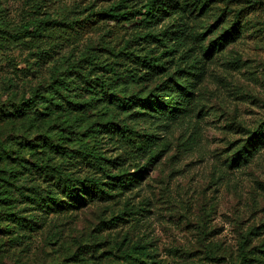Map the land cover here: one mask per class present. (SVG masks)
<instances>
[{"label": "rangeland", "instance_id": "rangeland-1", "mask_svg": "<svg viewBox=\"0 0 264 264\" xmlns=\"http://www.w3.org/2000/svg\"><path fill=\"white\" fill-rule=\"evenodd\" d=\"M116 1L0 0V104L27 98L33 90H49L57 79L69 81L73 70L88 74L90 63L111 64L114 54L126 52V41L136 49L155 46L140 39L145 30H120L111 23L84 29L72 25ZM208 1L214 10L196 19L199 31L213 26L205 32V43L221 33L214 19L222 11L243 9V18L221 52L212 58L198 55L202 60L184 68L194 92L188 113L156 125L113 111L115 122L150 135L161 151L157 159L149 166L139 161L146 169L123 196L41 219L25 240L27 247L0 234V264H130L126 255L135 247L156 264H264V146L246 161L236 163L235 155L250 132L264 129V0ZM34 19L41 25L22 34ZM94 73L92 79L110 83L109 74L99 68ZM165 78L129 92L140 93ZM76 80L68 99L83 103L89 94L80 90L79 77ZM99 109L90 116L77 112L72 127L78 130L84 120L101 121ZM57 116L56 124L63 120ZM13 131L7 123L0 124L1 138ZM32 138L38 139L36 132ZM67 147L75 149L71 143ZM102 147L111 158L121 151L118 145ZM25 159L31 161L28 155ZM130 163H124L128 173H137ZM11 206L0 203L1 227ZM14 206L15 212L23 207ZM120 211L119 219L109 221Z\"/></svg>", "mask_w": 264, "mask_h": 264}, {"label": "trees", "instance_id": "trees-1", "mask_svg": "<svg viewBox=\"0 0 264 264\" xmlns=\"http://www.w3.org/2000/svg\"><path fill=\"white\" fill-rule=\"evenodd\" d=\"M213 10L208 0L189 3L118 0L71 22L78 24L77 29L91 28L95 23L101 26L111 23L120 30H145L140 39L145 43L153 42L155 46L136 49L126 41L123 47L126 52L120 50L114 54L116 61L111 64L105 60L100 66H97L99 62L90 63L88 74L73 70L74 78L69 81L57 79L49 90L41 93L33 90L27 98L21 97L15 102L8 99L0 104V124L5 122L16 130L9 138L0 137V203L12 205L4 218L6 224L0 226L1 235L12 236L9 242L27 247L25 240L47 216L60 215L93 202H109L138 183V174L146 169L138 165L139 161L149 166L161 151L149 140L150 135L115 122L113 111L130 113L135 120H148L156 125L175 122L188 113L194 92L191 81L184 76L187 74L184 68H193L202 58H212L213 54L221 52L233 41L243 18V9L222 11L214 19V27L221 28V33L205 43V32H210L213 26L199 31L200 22L196 23V19ZM39 25V20L34 19L27 23L22 34L27 33L29 27L35 31ZM98 68L109 74L106 79L110 83L91 78ZM162 76H166L165 80L154 87H145L140 93L129 92L136 85L147 86ZM78 77L82 84L80 90L89 94L83 103L68 99L67 94L77 85ZM98 106V112L103 115L101 121L84 120L78 130L72 127L77 112L94 115L88 114ZM59 114L63 120L56 124ZM35 132L38 139L32 138ZM70 143L75 149L67 147ZM103 143L118 145L120 154L114 158L107 156ZM260 145L264 146V129L261 128L247 135L246 142L235 154L238 155L236 163L246 161ZM25 155L31 161H27ZM126 160L132 162L129 165L134 166L137 173H128ZM80 169L84 170L82 174ZM14 204L23 207L15 212ZM121 213L109 221L119 219ZM126 256L132 260L130 264H156L136 247L129 249ZM84 258L81 260H86Z\"/></svg>", "mask_w": 264, "mask_h": 264}]
</instances>
